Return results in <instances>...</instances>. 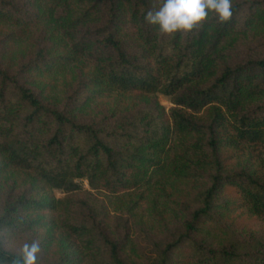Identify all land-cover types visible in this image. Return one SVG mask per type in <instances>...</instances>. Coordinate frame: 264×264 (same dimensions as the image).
Masks as SVG:
<instances>
[{
	"label": "trees",
	"instance_id": "16d2710c",
	"mask_svg": "<svg viewBox=\"0 0 264 264\" xmlns=\"http://www.w3.org/2000/svg\"><path fill=\"white\" fill-rule=\"evenodd\" d=\"M39 3L71 17L64 24L69 46L16 72L0 62V170L21 169L66 195H25L8 204L0 231L59 227L69 251L55 264H264L263 240H219L214 231L224 227L220 209L264 219V178L227 169L222 156L227 147L264 149V0H232L228 22L210 13L192 31L171 35L145 22L161 0ZM39 15L0 0L2 21L27 28ZM80 59L93 67L85 80L93 91L163 94L173 106L87 122L26 84L29 73L61 71ZM79 99L93 101L90 92ZM190 179L209 181L196 193L200 207L190 213L186 233L155 256L139 247L135 258L126 240L108 233L106 205L96 193L118 197ZM19 254L4 248L0 234V264H13Z\"/></svg>",
	"mask_w": 264,
	"mask_h": 264
},
{
	"label": "rangeland",
	"instance_id": "374dc122",
	"mask_svg": "<svg viewBox=\"0 0 264 264\" xmlns=\"http://www.w3.org/2000/svg\"><path fill=\"white\" fill-rule=\"evenodd\" d=\"M11 1L27 8L31 15L40 12V18L35 17L31 21L32 26L27 28L0 20L2 66L16 72L21 65L39 58L46 61L68 49L69 40L64 31V24L70 20L69 15L47 9L39 0ZM72 14L74 16L75 11ZM92 70L91 64L80 59L61 71L29 73L26 84L35 89L47 102L58 107L67 105L73 108L72 110H76L81 119L87 122L98 120L107 114L113 120L123 119L125 116L129 117L133 110L148 106L169 112L173 106L171 98L163 94L97 93L88 88L85 81ZM85 92L92 94L93 101L81 103L79 97ZM222 156L227 169L231 171L246 169L257 172L264 178L263 148L227 147L223 150ZM79 181L85 188L90 189L87 180ZM208 183V180H175L156 185L146 191H134L118 197L105 193L96 195L100 200H104L106 205L109 217L108 233L115 240H126L129 243L126 252L137 258L139 252L136 248L141 247L145 254L155 256L161 248H165L168 243L186 233V222L191 217L190 213L200 207L196 193ZM25 195L27 197L50 195L62 198L66 193L56 189H44L30 173L21 169L9 166L2 168L0 216L8 204H13ZM218 219L224 226L214 230L219 240L223 237L240 240L256 238L264 242V219L251 214L248 210L239 208L228 212L220 209ZM0 234L4 248L18 253L23 244L39 239L41 252L38 254V264H55L62 253L69 251L62 229L55 225L40 229L0 231ZM82 264L93 263L85 261Z\"/></svg>",
	"mask_w": 264,
	"mask_h": 264
},
{
	"label": "clouds",
	"instance_id": "9594fccd",
	"mask_svg": "<svg viewBox=\"0 0 264 264\" xmlns=\"http://www.w3.org/2000/svg\"><path fill=\"white\" fill-rule=\"evenodd\" d=\"M214 13L221 23L233 17L232 0H161L158 8H150L145 14V22L157 26L160 34L190 32ZM41 241L33 239L23 244L19 256L13 264H38Z\"/></svg>",
	"mask_w": 264,
	"mask_h": 264
}]
</instances>
